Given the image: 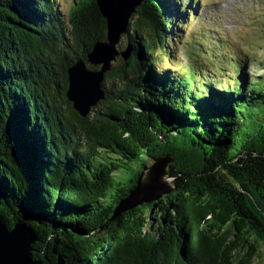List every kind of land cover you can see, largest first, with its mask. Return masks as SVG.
Wrapping results in <instances>:
<instances>
[{
  "label": "trees",
  "instance_id": "16d2710c",
  "mask_svg": "<svg viewBox=\"0 0 264 264\" xmlns=\"http://www.w3.org/2000/svg\"><path fill=\"white\" fill-rule=\"evenodd\" d=\"M183 2L143 0L129 58L81 117L67 68L105 39L95 0H0L2 208L49 241L41 264H264V74L244 71L249 54L264 69V27L260 53L202 32L162 67L194 15ZM159 155L176 158V190L111 221Z\"/></svg>",
  "mask_w": 264,
  "mask_h": 264
},
{
  "label": "water",
  "instance_id": "95a60500",
  "mask_svg": "<svg viewBox=\"0 0 264 264\" xmlns=\"http://www.w3.org/2000/svg\"><path fill=\"white\" fill-rule=\"evenodd\" d=\"M95 2L105 19V39L94 42L86 55V62L78 60L67 68L65 95L81 117L87 116L92 107L105 98L102 81L114 61L118 57L122 60L129 58L131 45L127 43L125 48L119 49L118 44L121 36L127 34L130 17L136 13L143 0ZM87 64L98 68H88ZM262 157L264 158V155ZM175 164L176 158L170 155L148 158L133 187L115 205L110 220L113 221L132 210L141 209L172 194L176 190V176H173L172 172ZM4 201L5 195L0 187V264H41L39 257L41 253L46 255L49 251V241L42 244L41 235L36 230L25 222L15 220L12 215L5 214L4 207L2 208Z\"/></svg>",
  "mask_w": 264,
  "mask_h": 264
},
{
  "label": "rangeland",
  "instance_id": "374dc122",
  "mask_svg": "<svg viewBox=\"0 0 264 264\" xmlns=\"http://www.w3.org/2000/svg\"><path fill=\"white\" fill-rule=\"evenodd\" d=\"M62 10L66 11L71 0H59ZM184 4L190 3L192 5L194 15L184 24L182 31H179L180 37L174 35L179 39L175 43L172 54L174 59L171 62L164 60L161 62L162 67H170L173 70L179 68L182 64L188 62L189 48L188 40H193L198 37L200 40L201 33L205 32L208 36L215 37L216 34L221 35L226 39L235 51H249L253 47L260 53L258 47L261 42H258V36L261 34L260 28L264 27V0H184ZM133 15L129 20V27L132 25ZM198 35L195 36L194 32ZM200 34V35H199ZM193 37V38H192ZM126 35H122L118 44L119 49L125 48ZM247 64L245 65V72L254 76L264 74V69H256L249 63H253L255 57L251 55L246 57ZM116 65L119 63V57L114 61ZM241 65V64H240ZM90 67V65H88ZM96 67V66H93ZM116 83L114 80H112ZM98 105V104H97ZM96 105V106H97ZM92 107L89 114L93 113ZM100 108V105H98ZM103 108V106L101 107ZM149 164L151 163L150 160ZM264 247H262L263 249ZM264 256V249H263Z\"/></svg>",
  "mask_w": 264,
  "mask_h": 264
}]
</instances>
